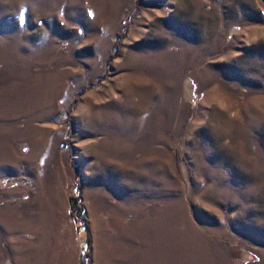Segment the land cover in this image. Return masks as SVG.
Returning a JSON list of instances; mask_svg holds the SVG:
<instances>
[{"label": "rangeland", "instance_id": "rangeland-1", "mask_svg": "<svg viewBox=\"0 0 264 264\" xmlns=\"http://www.w3.org/2000/svg\"><path fill=\"white\" fill-rule=\"evenodd\" d=\"M62 258L264 264V0H0V264Z\"/></svg>", "mask_w": 264, "mask_h": 264}, {"label": "trees", "instance_id": "trees-1", "mask_svg": "<svg viewBox=\"0 0 264 264\" xmlns=\"http://www.w3.org/2000/svg\"><path fill=\"white\" fill-rule=\"evenodd\" d=\"M71 200H70V209H71V211H72V214H74V215H81V205L79 204V202H78V198H77V196H72L71 195ZM83 224L85 225L86 223H85V221H84V218H83ZM88 235L87 234H85V235H83V237H82V243L84 244H88ZM84 254H87L86 253V251H84Z\"/></svg>", "mask_w": 264, "mask_h": 264}, {"label": "crops", "instance_id": "crops-1", "mask_svg": "<svg viewBox=\"0 0 264 264\" xmlns=\"http://www.w3.org/2000/svg\"><path fill=\"white\" fill-rule=\"evenodd\" d=\"M63 247V246H62ZM61 253H62V250H61ZM60 257H61V254H60ZM65 261V259L63 260V258L61 259V261H60V263L62 262H64ZM66 263V261L64 262V264Z\"/></svg>", "mask_w": 264, "mask_h": 264}]
</instances>
